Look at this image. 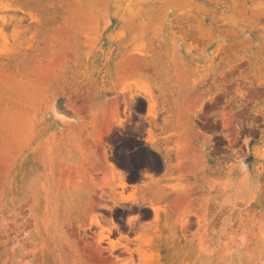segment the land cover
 I'll use <instances>...</instances> for the list:
<instances>
[{"label": "rangeland", "instance_id": "rangeland-1", "mask_svg": "<svg viewBox=\"0 0 264 264\" xmlns=\"http://www.w3.org/2000/svg\"><path fill=\"white\" fill-rule=\"evenodd\" d=\"M0 49V264H264V0H0Z\"/></svg>", "mask_w": 264, "mask_h": 264}, {"label": "bare ground", "instance_id": "bare-ground-1", "mask_svg": "<svg viewBox=\"0 0 264 264\" xmlns=\"http://www.w3.org/2000/svg\"><path fill=\"white\" fill-rule=\"evenodd\" d=\"M2 38H4V37H2ZM5 42V41H4ZM4 46V45H3ZM2 46V47H3ZM4 48V47H3ZM2 48V49H3ZM1 50V49H0ZM4 50V49H3ZM3 71V70H2ZM148 93V92H147ZM146 99H148L147 101H149V105H150V99H149V97H147ZM129 103V102H128ZM152 113V112H151ZM0 127H3L4 128V97H2L1 98V101H0ZM0 147H2V149L4 150V137H2V136H0ZM153 147H156V146H153ZM158 148V147H157ZM1 159L3 160L4 159V154H1ZM122 160V159H121ZM165 163H166V166H167V168H170V164L167 162V160H166V157H165ZM14 164V161L13 160H11L10 162H8V177H10V182H14V183H18V179L17 180H14V176L15 175H17L16 174V171H17V169H16V166H18V162L16 161L15 162V165H13ZM120 170H122V169H120L118 166H117V164H112V173L114 174V177L115 178H117V179H119L120 181H121V183L120 184H122V186L123 187H125V185H126V182H125V177H124V175H123V173H121V172H123V171H120ZM20 172V171H19ZM145 174V173H144ZM150 174V173H149ZM146 176V175H145ZM149 176V175H148ZM152 176V175H151ZM151 178V177H150ZM187 196V195H186ZM188 197V196H187ZM186 197V198H187ZM143 203H145V202H143ZM149 207L153 210V212L154 213H156V211H157V206H155L154 204H152V203H149ZM134 208V207H133ZM18 209V208H17ZM15 211H16V209H15ZM185 224V223H184ZM128 225L132 228V226H133V217H129L128 218ZM113 226L119 231L120 230V227H119V225H116V224H113ZM123 233V232H122ZM142 235L140 236V237H135L136 239L137 238H139V239H141V238H143V237H145L144 235H143V233H141ZM16 236V238H18V235L16 234L15 235ZM124 238L126 239V240H130V238L128 237V236H124ZM157 238V237H156ZM85 244H86V248L87 247H90V249H94V246H93V243L92 242H90V241H88V240H86L85 241ZM96 249H97V251L98 252H101V249H99V248H97L96 247ZM96 249H95V252L97 253V251H96ZM94 252V253H95ZM113 252V254L114 255H116L117 256V258H119L118 257V254H115L114 253V251H112ZM95 253V254H96ZM119 264H124V262H125V260H123V259H121V258H119Z\"/></svg>", "mask_w": 264, "mask_h": 264}, {"label": "crops", "instance_id": "crops-1", "mask_svg": "<svg viewBox=\"0 0 264 264\" xmlns=\"http://www.w3.org/2000/svg\"><path fill=\"white\" fill-rule=\"evenodd\" d=\"M150 236H158L157 239L168 238V239H172V240H177V239L180 238L179 237L180 235H164V233L151 234ZM188 236H189V237H187L188 239H192L193 238V237H191L192 234H189Z\"/></svg>", "mask_w": 264, "mask_h": 264}]
</instances>
